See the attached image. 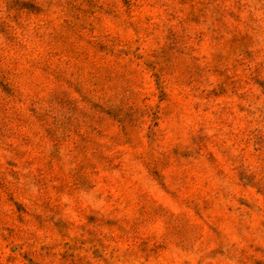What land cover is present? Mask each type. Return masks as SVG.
I'll list each match as a JSON object with an SVG mask.
<instances>
[{
	"label": "rangeland",
	"instance_id": "obj_1",
	"mask_svg": "<svg viewBox=\"0 0 264 264\" xmlns=\"http://www.w3.org/2000/svg\"><path fill=\"white\" fill-rule=\"evenodd\" d=\"M0 264H264V0H0Z\"/></svg>",
	"mask_w": 264,
	"mask_h": 264
}]
</instances>
